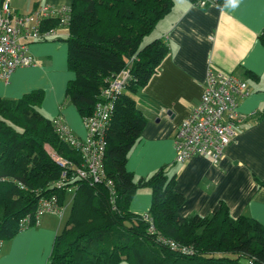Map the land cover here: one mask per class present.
<instances>
[{"label":"trees","instance_id":"obj_1","mask_svg":"<svg viewBox=\"0 0 264 264\" xmlns=\"http://www.w3.org/2000/svg\"><path fill=\"white\" fill-rule=\"evenodd\" d=\"M71 2L64 40L65 64L74 76L64 88L65 100L84 119L92 115L113 77L128 71L105 124L101 175L98 180L77 177L76 168L84 163L82 153L62 140L54 117L41 111L44 91L33 89L15 99L0 97V246L37 225L38 202L54 198L59 206L70 205V210L53 239L48 264H264L263 224L245 215L231 218L223 204L207 217L183 216L184 197L175 187L174 170L161 167L148 177H137L126 168L146 123L135 95L170 52L163 37L142 42L171 10L173 0ZM45 23L49 27L57 21ZM258 39L264 45V28ZM262 107L259 118L264 116ZM255 179L264 188V178ZM141 188L151 194L147 211L153 232L129 208ZM24 219L27 226L21 228ZM163 239L177 244V249Z\"/></svg>","mask_w":264,"mask_h":264},{"label":"crops","instance_id":"obj_2","mask_svg":"<svg viewBox=\"0 0 264 264\" xmlns=\"http://www.w3.org/2000/svg\"><path fill=\"white\" fill-rule=\"evenodd\" d=\"M71 1L8 0L17 13L32 12L43 3L70 6ZM173 2L151 33V39L163 37L170 52L135 95L146 123L126 168L137 177H148L161 167L174 170L175 187L184 197L183 216L207 217L223 204L231 218L245 215L264 225V188L255 179L264 178V116L259 118L264 106V45L258 39L264 28V0H236L235 4L225 0L222 5L203 7L188 0ZM67 36L68 30L61 28L54 39L30 42L28 49L36 64L17 67L7 81L0 80V97L15 99L41 89L44 115L59 116L76 136L84 138L83 118L64 98L66 83L74 76L65 64ZM208 69L231 73L246 82L249 91L239 96L236 107L244 121L218 163L201 155L178 163L174 132L198 104ZM150 198L148 188L139 189L131 198L130 211L148 212ZM59 219L53 212L44 213L37 225L1 241L0 264H48L53 239L61 230Z\"/></svg>","mask_w":264,"mask_h":264},{"label":"built area","instance_id":"obj_3","mask_svg":"<svg viewBox=\"0 0 264 264\" xmlns=\"http://www.w3.org/2000/svg\"><path fill=\"white\" fill-rule=\"evenodd\" d=\"M218 0H198L195 5L205 6L217 3ZM70 6H54L43 3L32 12L17 13L9 5L8 0L0 2V80L7 81L11 72L17 67H28L36 64L30 54L28 44L32 41L54 39L57 32L68 30L70 21ZM56 20V25L46 26L47 20ZM128 71L122 70L111 80L108 87L103 90L100 100L92 115L83 119L86 137L78 139L67 127V124L59 117L53 119L54 128L59 136L70 146L77 148L82 153L84 163L76 168L77 177L91 176L98 180L101 175V161L105 139V124L109 118V112L113 108L114 95L125 83ZM246 82L236 75L208 69L203 87L202 96L198 104L179 121L173 137V145L176 151V161L184 163L194 155H201L210 159L212 163H218L224 155L227 145L235 135L236 128L244 120V116L237 111L238 98L248 93ZM63 165L66 161L56 157ZM60 183L59 185H61ZM112 187V183L108 182ZM72 187L66 190L71 192ZM114 195V190L110 189ZM34 224H38L39 215L44 212H53L60 218L64 214L65 206H59L54 198H41ZM148 222V231H155L148 212L140 215ZM27 226L26 220L20 222V227ZM172 250L177 249V244L163 239Z\"/></svg>","mask_w":264,"mask_h":264},{"label":"rangeland","instance_id":"obj_4","mask_svg":"<svg viewBox=\"0 0 264 264\" xmlns=\"http://www.w3.org/2000/svg\"><path fill=\"white\" fill-rule=\"evenodd\" d=\"M151 38H152V36H151V34L150 35H148V36H146L145 38H144V40H143V42H142V45L143 44H146L148 41H149V39L151 40ZM44 41H49V40H44ZM69 72V74L71 75V73L73 74V72H70V71H68ZM69 101V100H68ZM69 199V196L67 197V200ZM69 210H70V205H66V207H65V211H64V214H62L63 216H62V218L61 219H59V223H60V229L62 228L61 226H63V224L65 223V221H66V219H67V217H68V215L67 214H69ZM58 219V218H57Z\"/></svg>","mask_w":264,"mask_h":264},{"label":"clouds","instance_id":"obj_5","mask_svg":"<svg viewBox=\"0 0 264 264\" xmlns=\"http://www.w3.org/2000/svg\"><path fill=\"white\" fill-rule=\"evenodd\" d=\"M230 3L235 4L236 0H229Z\"/></svg>","mask_w":264,"mask_h":264}]
</instances>
